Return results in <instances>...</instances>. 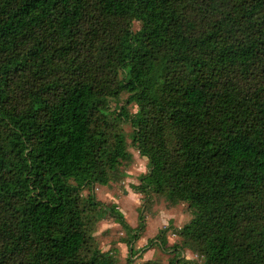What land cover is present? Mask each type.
<instances>
[{
  "label": "trees",
  "instance_id": "trees-1",
  "mask_svg": "<svg viewBox=\"0 0 264 264\" xmlns=\"http://www.w3.org/2000/svg\"><path fill=\"white\" fill-rule=\"evenodd\" d=\"M125 121L136 192L192 211L175 249L264 264V0H0V264H120L80 190L131 161Z\"/></svg>",
  "mask_w": 264,
  "mask_h": 264
},
{
  "label": "rangeland",
  "instance_id": "rangeland-1",
  "mask_svg": "<svg viewBox=\"0 0 264 264\" xmlns=\"http://www.w3.org/2000/svg\"><path fill=\"white\" fill-rule=\"evenodd\" d=\"M139 27L138 22L132 24L133 31ZM126 98V94H121L118 100L111 99L110 110L118 114L119 107L125 106ZM127 110L132 114L136 108L128 105ZM119 128L125 136L127 151L132 156L131 161L120 167L117 179L110 181L108 185H93L91 188L80 190L83 202L91 196L96 203V218L92 221V237L95 244L101 252L110 253L120 264H125L128 259L129 242L134 250L131 257L133 264H143L149 260L169 264L176 255L181 261L201 264L199 256L188 250L175 249L182 241L178 235L179 230L192 218L191 209L186 203L171 205L161 195H142L136 192L134 186H137L141 176L147 173V160L139 155L131 143L129 136L133 128L130 122L119 123ZM111 206L116 207L130 228H136L140 217L143 218L144 224L138 240H132L127 231L116 223L115 218L106 212V208ZM161 230H165L166 246L161 247L157 241L153 246L142 250L148 240L154 238Z\"/></svg>",
  "mask_w": 264,
  "mask_h": 264
}]
</instances>
